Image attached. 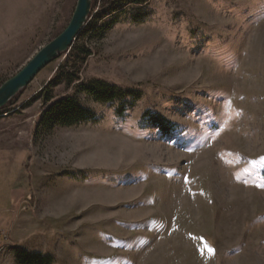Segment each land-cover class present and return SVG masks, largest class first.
Listing matches in <instances>:
<instances>
[{
	"label": "rangeland",
	"instance_id": "374dc122",
	"mask_svg": "<svg viewBox=\"0 0 264 264\" xmlns=\"http://www.w3.org/2000/svg\"><path fill=\"white\" fill-rule=\"evenodd\" d=\"M77 1L0 0V85L67 26ZM101 6L85 24L96 20L93 31L0 110V163L22 175L0 264H18L16 248L52 264H264V0ZM80 45L92 51L84 62ZM62 67L80 79L50 84ZM96 80L140 97L119 114L120 101L78 87ZM49 86L51 103L76 96L98 120L39 126Z\"/></svg>",
	"mask_w": 264,
	"mask_h": 264
},
{
	"label": "trees",
	"instance_id": "16d2710c",
	"mask_svg": "<svg viewBox=\"0 0 264 264\" xmlns=\"http://www.w3.org/2000/svg\"><path fill=\"white\" fill-rule=\"evenodd\" d=\"M148 2L149 0H95V2L92 3L89 17L92 15L97 4L102 5L101 7L103 8V13H107V11L108 13H116L121 11V9L127 4L146 5ZM100 14H102V12ZM114 22H116V20L112 21V23ZM95 24L96 20L92 23L88 22L77 38L84 33L93 31ZM105 29H107V27L101 28L102 31ZM77 48L79 55H82V62H84L87 57L92 54V51L83 45L77 46ZM59 75H62V77L66 79L67 85H71L76 80L80 79L79 69L72 71L66 70L62 67L56 72V76L52 78L49 83L53 84L58 81V79H60ZM79 83V89L85 92L88 96L92 97L98 103L120 101L121 105L118 108L119 114H123L125 111L124 100L127 97H133L134 99L140 97V92L137 90L130 88L125 89L103 80H96L89 83ZM48 88L49 89H44V91L38 92V96L42 98L44 104L50 103L41 115L39 126H42L46 130H52L56 126L72 127L83 123L96 122L98 120L96 112L90 107L82 104L76 96L69 95L61 97L51 103L54 97L51 93L50 86ZM1 109L2 108H0V110ZM145 115L148 116V119L157 125L163 133H169L175 127L173 122L160 113L147 112ZM53 260V257L49 254L31 252L24 248H16V261L18 264H52Z\"/></svg>",
	"mask_w": 264,
	"mask_h": 264
},
{
	"label": "water",
	"instance_id": "95a60500",
	"mask_svg": "<svg viewBox=\"0 0 264 264\" xmlns=\"http://www.w3.org/2000/svg\"><path fill=\"white\" fill-rule=\"evenodd\" d=\"M92 0H78L67 26L44 44L13 76L0 85V108L24 89L47 65L66 52L87 23Z\"/></svg>",
	"mask_w": 264,
	"mask_h": 264
},
{
	"label": "crops",
	"instance_id": "0c3cea01",
	"mask_svg": "<svg viewBox=\"0 0 264 264\" xmlns=\"http://www.w3.org/2000/svg\"><path fill=\"white\" fill-rule=\"evenodd\" d=\"M25 149V148H23ZM28 151V150H27ZM12 161L0 163V253L4 245L15 238L21 206V169L13 177ZM16 213V216L14 214Z\"/></svg>",
	"mask_w": 264,
	"mask_h": 264
},
{
	"label": "snow or ice",
	"instance_id": "6c2138e0",
	"mask_svg": "<svg viewBox=\"0 0 264 264\" xmlns=\"http://www.w3.org/2000/svg\"><path fill=\"white\" fill-rule=\"evenodd\" d=\"M179 132H180L181 135H183V127H182V126L179 127ZM174 142H175V141H174ZM185 179H187V178L185 177ZM208 250H209L210 252H212V253L215 252V249H213V248H211V247H209Z\"/></svg>",
	"mask_w": 264,
	"mask_h": 264
}]
</instances>
